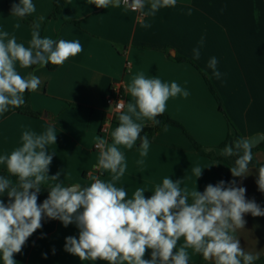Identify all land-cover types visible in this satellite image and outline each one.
Masks as SVG:
<instances>
[{"label":"crops","instance_id":"crops-1","mask_svg":"<svg viewBox=\"0 0 264 264\" xmlns=\"http://www.w3.org/2000/svg\"><path fill=\"white\" fill-rule=\"evenodd\" d=\"M32 2L36 12L31 16L46 20L41 38L78 40L83 50L54 70L49 64L27 69L17 64L22 76L34 74L41 79L29 99L31 108L42 115L36 118L13 111L1 119L0 155L21 146L23 131L41 134L52 126L57 139L56 144L47 146L53 155L49 176L61 172L60 181L65 186L85 187L96 178L109 181L112 174L98 168L99 149L95 148L100 140L110 146L111 133L119 125L120 114L110 133L101 137V127L109 115L107 98L113 86L120 87L126 112L127 103L133 101L127 87L139 73L169 84L175 81L189 92L187 98H170L164 114L179 122L206 151L220 152L218 147L233 128L245 138L264 135V0H177L175 7L161 8L155 15L147 14L151 0H145V8L139 11L124 6L122 0L119 7L109 4L106 9L87 0H68L56 19L51 18L54 0ZM13 3L19 0H0V30L14 34L18 43L28 47L33 25L24 17L11 15ZM17 23L18 29L14 27ZM197 48L199 58L194 59L193 49ZM212 57L217 59L219 78L208 67ZM205 76L221 96L224 113ZM140 122L153 124L146 119ZM189 136L180 127L166 125L149 141L146 157L140 156L138 141L131 149L118 146L127 168L117 186L123 187L129 198L142 187L148 198L165 177L181 180V189L189 193L196 189L203 192L206 185L218 183L215 164L197 153ZM141 159L142 164L138 163ZM255 159L264 164V152H256ZM197 165L204 168L198 179L192 173ZM258 167H251L237 186L245 187L246 199L264 209V192L256 183ZM0 169L7 170L6 164L0 163ZM47 191L48 187H41L38 203L47 198ZM0 199L7 204L9 198L5 195ZM244 219V229L237 232L240 245L245 251H259L260 258L254 264H264V216L246 213ZM68 236L78 238L75 224L65 227L61 221L45 217V224L13 258L17 264H107L82 262L66 252ZM183 242L181 238L177 249ZM189 252L191 262L198 263L200 254ZM150 255L148 250L144 258L150 259Z\"/></svg>","mask_w":264,"mask_h":264},{"label":"clouds","instance_id":"clouds-1","mask_svg":"<svg viewBox=\"0 0 264 264\" xmlns=\"http://www.w3.org/2000/svg\"><path fill=\"white\" fill-rule=\"evenodd\" d=\"M123 2L132 11L145 8V0ZM176 2L151 0L147 14L155 15L161 8L175 7ZM87 3L106 9L109 4L119 7L121 0H87ZM35 12L32 0H19L11 7V15L15 17L31 16ZM14 27L18 29L20 24ZM32 28L28 47L18 43L14 34L0 30V115L10 108H22L26 103L24 94L38 90L42 83L34 74L27 78L22 76L17 64L21 69L62 65L83 50L78 40L41 38L39 21ZM199 54L198 48L193 49L194 59H198ZM216 66L217 59L212 57L208 67L219 78ZM127 91L133 101L127 103L126 112L123 111L124 100L116 103L120 115L119 125L111 133L113 143L105 146V141L100 140L96 145L98 168L112 174L109 181L96 178L85 187L65 186L60 181L61 172L49 176L53 155L47 146L56 144L57 139L52 126L41 134L23 131L21 146L10 154L0 155V163L6 164L8 172V176H0V197L9 198L7 204L0 199V258L3 264H17L14 254L21 253L28 238L42 227L45 217L59 220L65 227L76 225L79 236L66 237L64 250L82 262L189 264V250H192L211 264H254L260 252L245 251L237 232L245 227L244 214L264 216V209L254 200H247L246 188L236 186L235 180L227 185L221 180L215 185H206L203 192L196 189L189 193L181 189V180L174 182L165 177L148 198L142 187L136 188L129 198L128 192L117 186L127 168L118 146L131 149L139 139L142 141L140 156L146 157L150 142L147 134L140 135L144 127L140 121L146 119L158 125L157 117L165 113L170 98L189 95L175 81L169 84L159 78H146L143 73L134 76ZM248 141L240 138L222 149L223 156L235 157L234 166L230 167L233 177L250 174L253 146ZM138 163L142 164L143 160ZM203 169L194 166L192 173L198 179ZM49 180L53 183L48 185V196L38 203L41 184ZM256 183L259 191L264 192V164L258 167ZM181 238L184 242L177 249ZM148 250H151L150 259H145Z\"/></svg>","mask_w":264,"mask_h":264},{"label":"trees","instance_id":"trees-1","mask_svg":"<svg viewBox=\"0 0 264 264\" xmlns=\"http://www.w3.org/2000/svg\"><path fill=\"white\" fill-rule=\"evenodd\" d=\"M68 0H54V6H53V12L51 15V18H58V16L62 13L66 3ZM25 20L30 23V24H34L35 22L39 21L40 22V32L43 31L44 26L46 24V20H40V18H36V17H32V16H26L24 17ZM50 69L54 70L56 69V67L58 65H48ZM206 82L209 86V89L211 91V93L214 95V97L216 98L218 104H219V109L224 113V106H223V102L221 99V96L219 95V93L217 92L215 86L213 85V83L211 82V80L205 76ZM30 93L31 92H26L24 94V98H25V105L22 108L19 109H12L10 108L8 112L4 113L3 115L0 116V120L5 118L6 116H8L11 112L13 111H18L22 114L31 116V117H40L42 115V112L39 111H35L31 108L30 105ZM157 119L160 121V123L158 125H147L144 126L141 132V137H143L145 134H147L149 141H151L153 139V137L155 136V134L157 132H159L162 127L166 126V125H172V126H176V127H180L182 128L185 133L189 136V134L187 133V131L184 129V127L177 122L176 120L172 119L170 116H168L167 114H163L161 116H158ZM190 137V136H189ZM240 138H245L236 128H233L232 131L229 133L228 137L226 138V140L218 147V149L220 150V152H216L214 150L212 151H206L203 149V147L201 145H199L192 137H190L195 150L197 151L198 154L205 156L207 158H210L213 163L216 166V171L219 177V180H224L226 182H230L232 180H235L236 182V186L237 183L240 179V177H233L231 175L230 172V167L234 166V160L235 157H225L222 155V149L229 144H232L233 141L240 139ZM142 141L138 139V144H140ZM258 151H263L264 152V141L261 142L257 147L252 148V156H253V160L249 165V168L254 167V166H260L261 164L258 163L255 159V154ZM0 176H8V172L5 169H0ZM13 180H15V177H12ZM49 183L47 182H43L41 184V187H48ZM42 225L45 224V218L42 220ZM256 263V262H254ZM189 264H211V262H206L203 260L202 255H200V261L198 263H193L191 262V260L189 259Z\"/></svg>","mask_w":264,"mask_h":264},{"label":"built area","instance_id":"built-area-1","mask_svg":"<svg viewBox=\"0 0 264 264\" xmlns=\"http://www.w3.org/2000/svg\"><path fill=\"white\" fill-rule=\"evenodd\" d=\"M122 4L126 6L123 0H122ZM120 100H124L125 102L123 91L121 90L120 87L113 86L107 98L109 115L101 127V131H100L101 137L107 136L111 131V126L116 122V116L120 114V112L117 111L116 103H118ZM97 143L95 144V148Z\"/></svg>","mask_w":264,"mask_h":264},{"label":"water","instance_id":"water-1","mask_svg":"<svg viewBox=\"0 0 264 264\" xmlns=\"http://www.w3.org/2000/svg\"><path fill=\"white\" fill-rule=\"evenodd\" d=\"M245 139H248L249 143L254 147H257L261 142L264 141V135H256V136H253V137H249V138H245Z\"/></svg>","mask_w":264,"mask_h":264}]
</instances>
